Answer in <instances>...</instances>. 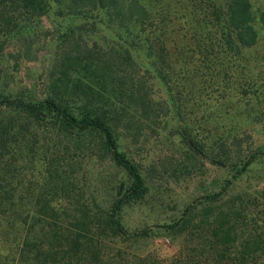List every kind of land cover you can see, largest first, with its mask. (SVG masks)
<instances>
[{
  "label": "rangeland",
  "instance_id": "1",
  "mask_svg": "<svg viewBox=\"0 0 264 264\" xmlns=\"http://www.w3.org/2000/svg\"><path fill=\"white\" fill-rule=\"evenodd\" d=\"M48 1L47 16L38 22L22 23L37 33L40 44L36 47L42 49L35 61L19 62L17 66L6 55L3 61L0 57L4 72L0 92L39 98L46 53L52 41L68 29H81L91 39L100 41L113 38L98 23L99 17L96 20L58 17L53 13L52 0ZM139 1L149 14L151 30L146 42L141 38L127 47L137 65L153 77L156 96L169 101L172 109L161 121L157 136L150 139L142 152L137 154L134 148L124 146L120 149L139 166L143 176L158 158L172 160L170 169L176 170L174 176L147 182V195L140 202L125 206L121 213L122 225L129 233L148 228L149 238L135 241L108 238V233L99 232L95 224L90 236L100 248L91 247L82 256L77 253V257L80 264H171L174 260L175 264H208L206 234L200 232L203 225H199L206 219V209L196 211L173 234L166 235L158 228L178 219L193 200L200 202L207 193H217L230 176L227 170L192 158L179 136L181 128L205 148L206 145L216 148V142L222 140L231 149L228 155H234V139L241 143L242 153L246 151L243 155L253 150L264 153V0H251L259 23L258 43L253 49L239 53L217 41L204 5L199 6L195 0ZM3 39L0 30V41ZM9 52L7 48L4 53ZM27 124L16 111L0 109V135H4L7 143L4 150L0 149V198L6 193L11 198L0 208V214L57 213L59 220L51 222L48 235L56 231L71 242L74 235L65 229L73 222L83 224L88 215L101 221L116 198V187L126 179L106 162L99 164L80 157L71 163L67 162L69 155H64L66 164L59 158L52 161L58 143L52 129L48 125L40 130L27 126V131L19 132V127ZM48 166L50 178L46 174ZM227 193L224 202L237 201L241 204V217L252 219L257 228L263 227L264 157L257 159ZM19 198L26 204L19 203ZM4 227L0 223V228ZM30 231L26 235L24 230V241L35 244L45 241L41 234ZM12 241L8 237L6 244ZM13 245L9 248L12 255L8 264L17 255ZM75 255L74 249L69 251L61 264H69ZM260 259L259 262L264 257Z\"/></svg>",
  "mask_w": 264,
  "mask_h": 264
},
{
  "label": "trees",
  "instance_id": "2",
  "mask_svg": "<svg viewBox=\"0 0 264 264\" xmlns=\"http://www.w3.org/2000/svg\"><path fill=\"white\" fill-rule=\"evenodd\" d=\"M195 1L199 6L204 5L217 41L223 46L239 53L257 45L259 23L251 0ZM50 3L58 17L78 20L99 17L98 23L113 38L105 42L91 39L81 29H68L52 41L46 53L40 97L23 98L21 94L0 92V109L14 110L29 122V125L19 127V132L27 131V126L40 130L48 125L58 142L54 146L52 161L59 158L65 163L64 155H69L67 162L71 163L80 157L99 164L106 162L121 171L126 180L116 187V198L101 221L85 215L83 224L73 222L65 229L74 235L71 242L56 231L48 235L52 230L51 222L59 220L57 213L0 214V223L5 224L0 228V264H8L7 259L12 255L11 243L17 255H13L10 264H61L73 249L76 255L68 263L80 264L77 253L82 256L84 250L101 246L96 241L92 243L90 236V229L95 224L99 232L108 233V238L134 241L149 238L151 230L148 228L129 233L122 225L121 213L125 206L134 205L147 195V182L174 176L176 170L170 169L172 160L158 158L143 176L139 166L120 149L124 146L134 148L137 154L142 152L150 139L157 136L161 121L172 109L169 101L156 96L153 77L137 65L127 47L128 43L135 44L141 38L145 42L148 40L146 37L151 29L147 10L139 0H52ZM49 6L48 0H0V30L4 36L0 41L2 61L4 55L14 66L36 60L42 49L36 47L40 39L31 27L22 23L38 22L49 14ZM7 48L10 52L5 54ZM3 73L0 62V87L3 86ZM179 136L192 158H200L210 166L227 170L230 176L217 193H207L200 202L193 200L183 208L178 219L158 229L166 235L173 234L179 227H184L196 211L204 208L206 219L199 225H203L200 232L206 234V263L264 264V260L259 262L264 257V218L261 221L263 227L257 228L252 219L241 217L240 203L223 201L228 190L257 159L264 157V153L253 150L243 155L246 151L242 153L239 149L241 143L234 139V155H228L231 149L229 151L222 140L216 142V148L208 145L205 148L191 138L186 129L181 128ZM6 144L4 135H0V149L4 150ZM48 171L49 166L46 174L50 178ZM9 200L11 198L6 193L0 198V208ZM17 200L26 204L21 198ZM28 227L41 234L45 241L40 244L24 241V230L26 235L31 234ZM8 237L13 238L10 244H6ZM174 261L171 264H175Z\"/></svg>",
  "mask_w": 264,
  "mask_h": 264
}]
</instances>
